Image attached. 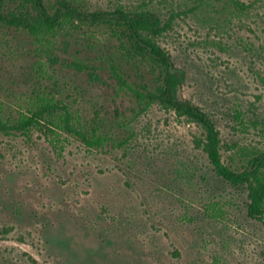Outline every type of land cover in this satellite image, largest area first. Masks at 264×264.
Wrapping results in <instances>:
<instances>
[{
    "label": "rangeland",
    "instance_id": "rangeland-1",
    "mask_svg": "<svg viewBox=\"0 0 264 264\" xmlns=\"http://www.w3.org/2000/svg\"><path fill=\"white\" fill-rule=\"evenodd\" d=\"M84 1L102 10L145 1L163 22L183 10L181 0ZM241 1L254 4L241 20L187 12L159 39L183 76L181 97L214 121L227 164L230 144L264 149V0ZM77 40L70 56L56 53L75 56ZM37 59L32 40L0 28V103L22 104L21 73ZM62 73L81 87L86 114L129 107L111 88ZM133 129L126 149L102 152L36 131L0 135V264H264V225L246 216V190L194 148L196 128L152 106Z\"/></svg>",
    "mask_w": 264,
    "mask_h": 264
},
{
    "label": "trees",
    "instance_id": "trees-1",
    "mask_svg": "<svg viewBox=\"0 0 264 264\" xmlns=\"http://www.w3.org/2000/svg\"><path fill=\"white\" fill-rule=\"evenodd\" d=\"M253 5L241 0H181L183 10H172L169 21L163 22L145 1L133 8L117 3L102 10L89 9L84 0H0V28L25 35L38 54L29 71L21 73L22 104L12 108L0 103V135L29 136L36 131L53 145L71 138L89 150H122L136 135L133 122L158 106L196 128L194 148L206 156L217 177L246 190V216L264 225V149L230 144L229 164L223 160L214 121L181 97L183 76L159 42L181 14L203 10L227 15L232 22L246 16ZM78 37L83 42L75 56L58 53L70 56ZM65 71L74 78L84 75L91 87L111 88L114 96L129 99V107H115L109 117L103 105L86 114L77 99L82 89L76 81H66ZM215 206L209 211L218 218L223 210Z\"/></svg>",
    "mask_w": 264,
    "mask_h": 264
}]
</instances>
